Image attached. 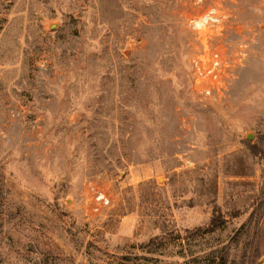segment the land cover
Returning a JSON list of instances; mask_svg holds the SVG:
<instances>
[{"label": "rangeland", "instance_id": "374dc122", "mask_svg": "<svg viewBox=\"0 0 264 264\" xmlns=\"http://www.w3.org/2000/svg\"><path fill=\"white\" fill-rule=\"evenodd\" d=\"M0 264H264V0H0Z\"/></svg>", "mask_w": 264, "mask_h": 264}, {"label": "built area", "instance_id": "2783aa9c", "mask_svg": "<svg viewBox=\"0 0 264 264\" xmlns=\"http://www.w3.org/2000/svg\"><path fill=\"white\" fill-rule=\"evenodd\" d=\"M225 19L226 14L221 7L212 5L204 13L191 17L188 21L204 43V48L192 58V66L196 85L202 94L208 96L221 92L229 79L227 60L221 50L213 44L214 38L222 32ZM97 199L100 203H109L104 193H100Z\"/></svg>", "mask_w": 264, "mask_h": 264}, {"label": "water", "instance_id": "95a60500", "mask_svg": "<svg viewBox=\"0 0 264 264\" xmlns=\"http://www.w3.org/2000/svg\"><path fill=\"white\" fill-rule=\"evenodd\" d=\"M249 137H251V136H249Z\"/></svg>", "mask_w": 264, "mask_h": 264}]
</instances>
